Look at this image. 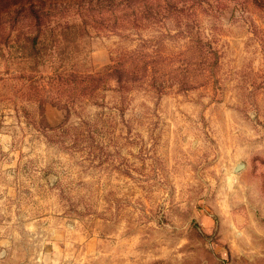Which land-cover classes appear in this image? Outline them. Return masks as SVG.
I'll use <instances>...</instances> for the list:
<instances>
[{
	"label": "rangeland",
	"instance_id": "obj_1",
	"mask_svg": "<svg viewBox=\"0 0 264 264\" xmlns=\"http://www.w3.org/2000/svg\"><path fill=\"white\" fill-rule=\"evenodd\" d=\"M188 1L182 26L67 12L66 50L0 45V264H264V8ZM65 56L138 73L48 78Z\"/></svg>",
	"mask_w": 264,
	"mask_h": 264
},
{
	"label": "trees",
	"instance_id": "obj_2",
	"mask_svg": "<svg viewBox=\"0 0 264 264\" xmlns=\"http://www.w3.org/2000/svg\"><path fill=\"white\" fill-rule=\"evenodd\" d=\"M188 2V0H0V45L9 46V42L13 40V36H20L22 34V37H19V39L26 42L25 47L35 50L36 54L39 53V45L43 43L50 44L49 50L55 49L58 46H63V50H66V48H69L70 45L78 41V32L71 29L75 24L57 21V26L52 25L55 19L61 20L67 15V12L82 14L85 17V24L98 23L99 19L104 16L111 17L119 13L118 17L112 20L114 26L118 24V21L123 16L130 18L131 22H134L140 18L151 17V20L159 21L160 18L170 19L171 15H178L177 23L182 26L184 23L183 15L189 17L196 15L193 12H185L190 7L187 4ZM253 2L257 6L264 8V0H253ZM134 6L142 9L144 12L125 11L124 14L121 13L123 10ZM106 20L104 19L103 21ZM109 21L111 20L106 21V23ZM19 23L21 26L27 27V29L22 33L17 32L15 34L14 28ZM185 24L186 27H191L190 22H186ZM7 26H9V29H7ZM60 61V67L56 69V74L53 77L48 75V78L59 80L67 76L69 81L77 80L80 83L79 87L84 86V84L86 87L91 82H104V79L112 78L123 89L133 79V73L134 75L138 73L135 70L136 68L133 66L126 67L119 60L102 74H92L90 71L70 70L67 67L66 56L60 58ZM131 61L139 62L138 59ZM44 62L45 64L51 63L52 60L48 59ZM39 77L36 74L26 76L32 84L39 81ZM97 86L98 84H95L92 89L97 88ZM46 126L50 128V126Z\"/></svg>",
	"mask_w": 264,
	"mask_h": 264
},
{
	"label": "water",
	"instance_id": "obj_3",
	"mask_svg": "<svg viewBox=\"0 0 264 264\" xmlns=\"http://www.w3.org/2000/svg\"><path fill=\"white\" fill-rule=\"evenodd\" d=\"M244 167V163H238L237 165H236V170H240L241 168H243Z\"/></svg>",
	"mask_w": 264,
	"mask_h": 264
}]
</instances>
